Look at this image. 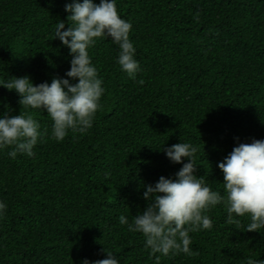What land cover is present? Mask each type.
Masks as SVG:
<instances>
[{
    "label": "trees",
    "instance_id": "16d2710c",
    "mask_svg": "<svg viewBox=\"0 0 264 264\" xmlns=\"http://www.w3.org/2000/svg\"><path fill=\"white\" fill-rule=\"evenodd\" d=\"M70 2L0 0V81L67 78L72 57L53 36L59 21L67 30ZM117 10L141 71L120 70L111 40L89 49L106 91L87 132L57 142L47 112L0 87V115L27 112L47 132L31 158L0 151V264H81L107 258L104 249L120 264H154L145 237L119 217L146 208L144 185L175 179L182 164L163 149L192 143L196 175L225 195L217 165L239 143L264 140V0H117ZM207 215L212 229L190 232L196 254L160 264H264V230L230 222L223 204Z\"/></svg>",
    "mask_w": 264,
    "mask_h": 264
},
{
    "label": "clouds",
    "instance_id": "9594fccd",
    "mask_svg": "<svg viewBox=\"0 0 264 264\" xmlns=\"http://www.w3.org/2000/svg\"><path fill=\"white\" fill-rule=\"evenodd\" d=\"M65 22L55 25L53 39H58L72 57L66 79L53 78L51 83L33 84L27 75L0 81V87L13 91L18 103L26 110H40L51 117V138L62 142L69 132L85 133L93 126L101 99L106 89L103 79L89 49L99 41L111 40L118 46L117 64L129 79L141 71L135 58L136 48L130 39L132 24L122 19L117 10V0H71L65 4ZM140 84L143 81H138ZM40 123L24 113L0 115V151L11 148L7 155L33 157L35 147L43 143L47 132L40 130ZM173 164H182L175 179L161 176L154 185H144L143 199L146 208L129 219L121 215L119 223L127 225L132 233L145 237V246L160 264L161 257L183 253L195 255L191 249L190 232L211 230L213 222L207 212L218 205H225L229 221L247 218V232L264 230V140L239 143L217 167L223 174V192L213 190L196 175L197 148L190 142H180L163 149ZM186 161V162H185ZM107 178V173L105 174ZM7 204L0 201V219ZM240 223L239 219L236 220ZM107 258L95 261L84 259L81 264H120L119 258L106 251ZM158 254V255H157ZM247 264H257L248 260Z\"/></svg>",
    "mask_w": 264,
    "mask_h": 264
}]
</instances>
